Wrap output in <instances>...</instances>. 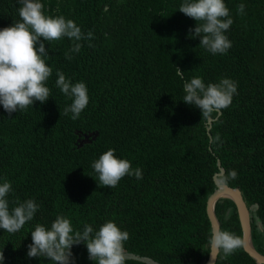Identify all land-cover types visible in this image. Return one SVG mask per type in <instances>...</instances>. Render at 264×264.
<instances>
[{
  "label": "trees",
  "instance_id": "16d2710c",
  "mask_svg": "<svg viewBox=\"0 0 264 264\" xmlns=\"http://www.w3.org/2000/svg\"><path fill=\"white\" fill-rule=\"evenodd\" d=\"M41 3L46 16L63 15L95 38L79 41L71 60V40L45 41L50 97L11 115L0 105V183L12 186L9 207L27 199L39 205L20 231L0 229L2 264H53L29 258L27 246L35 225L50 228L57 215L74 231L88 224L95 232L109 220L127 231L125 264H199L210 235L204 200L216 158L221 174L237 172L227 185L252 206L251 242L264 253V0H224L232 47L216 55L189 38L196 21L179 11L183 0ZM19 7L18 0H0V29L20 20ZM57 70L87 87L89 102L76 120L64 115L71 99L56 87ZM194 77L237 84L231 105L211 113L207 129L199 108L183 101L184 82ZM109 149L140 168L142 179L126 175L114 188L101 185L92 163ZM213 212L218 230L239 236L230 199H215ZM71 252L74 264H97L83 243ZM215 264L263 263L239 248L227 257L221 250Z\"/></svg>",
  "mask_w": 264,
  "mask_h": 264
},
{
  "label": "clouds",
  "instance_id": "9594fccd",
  "mask_svg": "<svg viewBox=\"0 0 264 264\" xmlns=\"http://www.w3.org/2000/svg\"><path fill=\"white\" fill-rule=\"evenodd\" d=\"M18 2L21 5L18 9L20 20L10 27L0 29V105L9 115L32 107L34 101L43 104L50 97L46 81L52 74V68L46 63L50 57L45 41H58L65 37L71 40L72 46L65 53V59L71 60L70 53H79L81 50L79 41L95 38L92 32L82 33L73 20L65 19L63 15L46 16L41 0ZM244 9L245 5L240 4L237 11L244 14ZM179 11L196 21L195 28L189 29V38L199 37V45L209 53L225 54L232 47L225 32L233 20L224 0H183ZM88 46L94 45L89 43ZM176 71L178 75L183 73L178 68ZM56 75V87L71 99V104L64 108V115L71 113L70 118L76 120L89 102L87 87L84 82L72 83L59 70ZM183 90V101L199 108L201 115L211 121L215 118L209 116L211 113L218 114L231 105L233 95L237 93V84L222 78L218 83L206 85L201 77H194L184 82ZM92 168L98 174L100 184L109 188L116 187L126 175L142 179V170L133 169L126 159H118L113 149L100 155L92 163ZM237 175L234 169L225 174H217L214 177L215 183L225 186L230 179L235 180ZM11 191L10 182L5 180L0 183V229L14 234L33 220L39 205L34 199H27L17 201V206L10 209L7 196ZM246 206L250 223L252 206ZM30 233L32 243L27 246V256L43 257L53 264H74L71 248L81 243L86 245L88 258L97 264H125L124 244L130 238L127 231H122L110 220L95 232L88 224L84 225L83 231H74L71 221L63 215H57L50 228L37 224ZM243 243L240 236L230 231H214L209 240L211 264H215L216 255L221 250L224 257H227L241 248ZM3 260V252L0 251V264Z\"/></svg>",
  "mask_w": 264,
  "mask_h": 264
},
{
  "label": "water",
  "instance_id": "95a60500",
  "mask_svg": "<svg viewBox=\"0 0 264 264\" xmlns=\"http://www.w3.org/2000/svg\"><path fill=\"white\" fill-rule=\"evenodd\" d=\"M206 129L208 127L210 119L206 117ZM208 134V133H207ZM215 164L217 167V171L213 172L211 175L212 182L214 184L213 189L206 195L204 200V212L209 224V240L214 231L218 230V221L213 212V203L215 199L218 197H227L233 204L236 218L238 221L239 229H240V237L243 240L242 250L253 259L255 263H263L264 264V253L259 252L251 243L250 239V223L248 216V207L246 206L244 200L242 199L241 193L239 189L235 186H220L215 183L214 177L217 174H221L223 172L222 167L219 165V160L215 159ZM211 256V247L207 246V252L204 259L199 262V264H211L210 261ZM214 263V262H213Z\"/></svg>",
  "mask_w": 264,
  "mask_h": 264
}]
</instances>
